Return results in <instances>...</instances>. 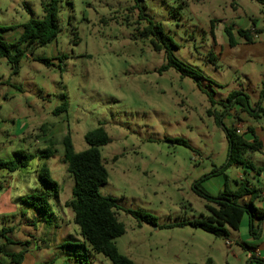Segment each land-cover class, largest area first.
Returning <instances> with one entry per match:
<instances>
[{
    "label": "rangeland",
    "instance_id": "374dc122",
    "mask_svg": "<svg viewBox=\"0 0 264 264\" xmlns=\"http://www.w3.org/2000/svg\"><path fill=\"white\" fill-rule=\"evenodd\" d=\"M45 1L0 0V27L20 28L31 18H43ZM139 3L61 0L56 39L34 49V59L23 57L19 74H13L7 60L0 58V87L9 92L6 98L0 96V130L14 132L24 121L39 124V128L44 123L66 122L76 151H83L89 147L86 133L102 125L110 138L100 148L109 178L100 190L116 200L117 217L126 228L116 244L135 264H262L251 262V256L252 248L264 251V235L256 239L250 236L247 216L238 231L230 230L228 238L192 223L209 214L207 200L195 192L196 183L210 195L220 193L225 184L223 175L202 180L228 157L226 133L209 111L222 113L221 101L236 90L247 93L252 104L260 97L264 3ZM140 10L146 19H140ZM148 19L162 24L177 45L173 49L177 58L201 70L207 92L175 68L160 72L167 63L165 50H155L151 40L140 35ZM227 27L231 28L233 44ZM240 29H249L252 41H247ZM208 92L213 93L215 105ZM65 100L68 110L55 114ZM237 117L242 119L240 126L236 125ZM223 121L245 134L249 133L248 122L264 128L262 120L252 119L238 108ZM63 137L58 133L50 138L56 144L53 157H37L29 162L26 172L13 174L14 183L21 188V179L29 180L46 164L60 185L59 197L51 200L53 212L47 217H53V223L59 222L61 227L48 226L44 216L28 205H23L25 215L18 216L22 222L7 216V224L15 222L13 241L31 242L20 264H62L63 258L66 264H82L77 256L85 264H113L84 244L73 222L74 211L66 206L73 198L74 178L62 160ZM47 146L40 145L42 149ZM256 160L264 170V157ZM245 170L251 174L246 173L250 186L264 187L263 170L260 174ZM240 171L241 167L231 166L225 172L231 188H236V181L241 182ZM256 205L262 206L258 201ZM29 221H34L36 230ZM10 248L19 253L26 246ZM2 255L0 252V264H4Z\"/></svg>",
    "mask_w": 264,
    "mask_h": 264
},
{
    "label": "trees",
    "instance_id": "16d2710c",
    "mask_svg": "<svg viewBox=\"0 0 264 264\" xmlns=\"http://www.w3.org/2000/svg\"><path fill=\"white\" fill-rule=\"evenodd\" d=\"M137 6L141 0H134ZM264 3V0H260ZM61 0H46L43 4L44 17L31 18L21 25L23 31L15 43H9L1 35V33L14 29L11 27H0V57L6 58L11 65L12 73L19 74L21 69V60L26 53H33L38 47H43L51 43L57 38L60 32L59 26V4ZM141 20L146 16L140 10ZM230 42L233 44V35L231 28H226ZM239 33L252 41L250 30L240 29ZM142 37L149 38L155 50H165L167 63L159 70L164 72L169 68H175L183 77L192 78L198 87L207 92L203 86L204 74L201 70L187 64L177 58L173 52L177 45L173 39L164 31L162 24L156 23L148 19V24L140 30ZM48 64L50 60L38 58ZM209 100L212 105L216 104L213 93H209ZM264 81L260 97L257 102L252 104L250 96L242 90L231 92L227 99L221 101L223 112L209 111L215 115L216 122L221 125L226 133L228 140V157L221 167H216L210 174L205 175L202 180L209 179L212 176H225L224 189L217 195H210L200 188L199 182L195 185V192L203 196L207 200L206 208L208 215H202V219L192 223L194 226L201 227L207 232L217 236L228 238L231 229L238 231L241 227L243 218L248 217V232L254 239L259 238L263 233L264 223V206L256 205L261 201L263 189L257 186H250L247 179L238 182L236 188L228 185V176L225 172L231 166H237L244 169H251L260 174L263 169L256 165L251 157V153L259 152L264 149L263 142L257 136L253 126L248 125V132L253 136L252 140L245 137L244 133L238 131L235 127L225 125L223 119L227 115H231L232 111L239 109L245 112L249 117L255 120H262L264 123ZM69 103L65 100L55 110V113H61L68 110ZM237 120H242L237 117ZM86 142L89 147L83 151H76L71 133L66 134L61 142L63 145L62 160L67 164V170L74 178L73 198L66 202V206L71 207L74 211L73 222L78 227V232L82 236L84 244H88L92 250L103 254L111 260L113 264H135L132 259L122 254L116 244V239L123 236L126 232L125 224L119 220L116 213V200L110 195H104L100 188L107 183L109 172L103 162L100 148L110 142L109 135L102 125L90 130L85 135ZM53 140L49 141V145L38 151L30 153L24 149L15 151L14 157L8 160L0 159V170L15 172L21 168L27 167L29 162L37 157L49 159L55 155L56 148ZM39 179L43 185V189L23 198V201L34 208L38 213L43 215L42 220L48 226L55 228L61 227L60 223H53L51 200L58 198L60 194V185L53 178L51 170L44 164L39 171ZM139 216L141 212H133ZM29 226H33L35 230L37 225L34 221H29ZM4 228L0 232V237L6 239V243L21 244L30 246L29 240L15 242L8 238L4 232L10 231ZM5 245L0 244V252L4 250ZM253 250L255 248H252ZM26 248L19 253H11L12 260L15 264H20L24 257ZM78 263L85 264L79 256L76 258ZM257 260L264 264V259L259 258L253 252L251 262Z\"/></svg>",
    "mask_w": 264,
    "mask_h": 264
},
{
    "label": "crops",
    "instance_id": "0c3cea01",
    "mask_svg": "<svg viewBox=\"0 0 264 264\" xmlns=\"http://www.w3.org/2000/svg\"><path fill=\"white\" fill-rule=\"evenodd\" d=\"M22 31H23V28L20 27V28L12 29V30L7 31V32H3V33H1V35L5 38V40L7 42L15 43L17 41V39L19 38V36L21 35ZM27 56H30L31 58L34 59V56L30 53H26L24 57H27ZM0 58L6 60V58H4V57H0ZM4 82L5 81H1V85H4L3 84ZM8 93L9 92L6 90V88H4V86L0 87V96H2L3 98H6ZM263 103H264V101H263ZM0 107H1V104H0ZM241 122H242L241 120H238L236 125L240 126ZM257 124H254L253 122L252 123L248 122V125H251L255 128L256 134L261 139V141L263 142V146H264V128L260 125H257ZM38 125L39 124H34L33 122L24 121L22 123V126L18 127L16 129V131H14V132H9L6 130L5 131L0 130V159L1 160H8V159L13 158L15 151H17L19 149H24L30 153H37L38 151L42 150L40 145H43V144L49 145L50 138L55 137V135H57L58 133L65 136L66 134H68L70 132L69 127L66 124V122H56V123H52V124L44 123V124H42V126L40 128ZM238 131L240 132V129H238ZM2 135H5V137L1 138ZM244 135L249 140H252V138H253V136L250 135L249 133H247V134L244 133ZM17 144L18 145L22 144V146L17 148ZM261 156L264 157V149L259 151V152L251 153V157L257 166H259V165L257 163L256 158H260ZM19 171H25L26 172L27 167L21 168L20 170L15 171V172H19ZM39 171L35 170L34 171L35 174H33L32 178H30L29 180L21 179L19 181V183H20V186L21 185L22 186H21V188H18L17 187L18 184L14 183V178H13V174L15 172H9L7 170H0V179H3L5 182V185H3L1 180H0V207H1L0 208V232L4 228L11 229L10 231L4 232L5 235L8 238H10L11 240H15L14 239L15 238V236H14V233H15V231H14L15 224L14 223L15 222H14V220H11V223L7 224V222L10 221V220H7L10 218L7 216L18 217L20 213L22 214V216L25 215L26 210H25V207L23 205L27 206L28 204L23 201V198L29 194H32L34 192H37V191H40L43 189V185L39 179V173H40ZM246 173L249 176L251 175L249 173V171L247 172L244 168H241V171L239 174L240 181L247 179ZM28 174H29V172H27V175ZM262 175H264V170H263V172H261L260 176H262ZM14 184H15V187H14ZM24 186H26V187H24ZM260 188L263 189V193H262L260 203L262 204V206H264V187L260 186ZM24 191H26V193H23ZM21 204H22L23 208H20ZM20 209H22V210H20ZM17 222H22L19 217L16 218V223ZM28 225H29V222H28ZM31 227H33V226H31ZM262 234L264 235V223H263V233ZM0 244L5 245L4 250L1 251L3 254L2 255V262L4 264H15L12 260L11 255H10L13 252L11 250L10 246H13V245L17 246L19 244L6 243V239L2 236L0 237ZM7 246H8V248H7ZM30 247H31V244H30V246L26 247V254L29 253ZM253 252L259 258L264 259V251H262L260 247L255 248L253 250ZM62 264H66L65 258H63Z\"/></svg>",
    "mask_w": 264,
    "mask_h": 264
}]
</instances>
